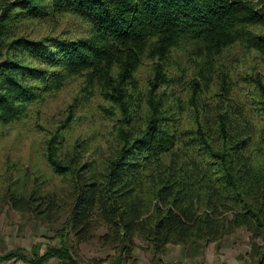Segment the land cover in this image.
Wrapping results in <instances>:
<instances>
[{
  "label": "trees",
  "instance_id": "16d2710c",
  "mask_svg": "<svg viewBox=\"0 0 264 264\" xmlns=\"http://www.w3.org/2000/svg\"><path fill=\"white\" fill-rule=\"evenodd\" d=\"M13 129L45 170L9 151L0 198L66 219L0 263L101 264L77 255L104 227L109 264L240 228L264 264V0H0V146Z\"/></svg>",
  "mask_w": 264,
  "mask_h": 264
},
{
  "label": "rangeland",
  "instance_id": "374dc122",
  "mask_svg": "<svg viewBox=\"0 0 264 264\" xmlns=\"http://www.w3.org/2000/svg\"><path fill=\"white\" fill-rule=\"evenodd\" d=\"M22 133L18 129H13L9 136L5 138L0 146V169L3 167V161L6 154L9 151L17 158H21L24 164L28 165L30 159L33 162L34 168L37 169L44 166L40 159L37 149L33 146L32 137H22ZM102 145V144H101ZM102 149H92L87 155L89 157L99 156ZM38 164V165H35ZM66 219V214H62L59 220L55 222H43L28 213H23L15 210L12 206L4 202L0 198V253H4L11 249L23 248L27 254L32 255L34 250H37L40 254L46 252L47 248L52 245H59L60 238L58 237V231L63 227V223ZM105 231V228H99L96 232V237L86 243L79 245V254L77 258L83 263H90L94 260L105 259L109 256L107 261L101 264H109L115 259V251L109 246L103 245L98 236ZM251 244V242H246ZM250 247L249 256L252 259V264L257 263L256 256ZM0 264H28L21 260L9 261ZM48 264H58L56 258L50 259ZM126 264H137L136 260L132 256Z\"/></svg>",
  "mask_w": 264,
  "mask_h": 264
},
{
  "label": "crops",
  "instance_id": "0c3cea01",
  "mask_svg": "<svg viewBox=\"0 0 264 264\" xmlns=\"http://www.w3.org/2000/svg\"><path fill=\"white\" fill-rule=\"evenodd\" d=\"M246 242H250V234L240 228L218 243L168 244L161 253L153 255L138 238L132 255L137 264H252L251 244Z\"/></svg>",
  "mask_w": 264,
  "mask_h": 264
}]
</instances>
